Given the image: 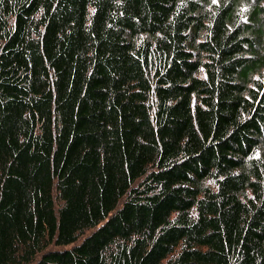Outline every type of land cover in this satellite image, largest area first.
Masks as SVG:
<instances>
[{"label": "trees", "instance_id": "obj_1", "mask_svg": "<svg viewBox=\"0 0 264 264\" xmlns=\"http://www.w3.org/2000/svg\"><path fill=\"white\" fill-rule=\"evenodd\" d=\"M0 264H264V0H0Z\"/></svg>", "mask_w": 264, "mask_h": 264}]
</instances>
